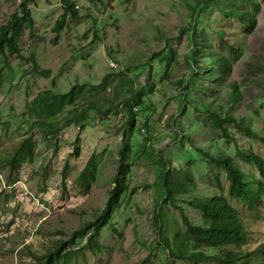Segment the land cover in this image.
Segmentation results:
<instances>
[{"label": "rangeland", "instance_id": "rangeland-1", "mask_svg": "<svg viewBox=\"0 0 264 264\" xmlns=\"http://www.w3.org/2000/svg\"><path fill=\"white\" fill-rule=\"evenodd\" d=\"M66 1L79 6L78 19L68 15L57 33L63 0H0V27L24 18L23 4L34 24L23 22L20 55L0 54V264H44L61 248L54 264H192L168 258L155 226L167 173L187 186L163 213L172 245L185 230L178 206L200 225L201 212L186 203L223 196L245 217V261L264 264V194L255 209L232 198L226 172L208 157H232L254 191L264 182L237 155L264 159V143L236 127L244 120L264 138V0ZM75 85L86 87L53 119L57 133L34 127L33 99ZM229 116L231 139L216 123ZM30 135L33 156L11 171L8 156ZM90 160L97 178L84 193L79 178ZM123 163L119 208L90 240Z\"/></svg>", "mask_w": 264, "mask_h": 264}, {"label": "trees", "instance_id": "trees-1", "mask_svg": "<svg viewBox=\"0 0 264 264\" xmlns=\"http://www.w3.org/2000/svg\"><path fill=\"white\" fill-rule=\"evenodd\" d=\"M33 2L34 0H29ZM64 14L61 20L56 25V32L60 33L65 25V19L70 15L73 19H78V15L70 1L63 0ZM261 10V4L257 5V11ZM24 18L18 15L12 16V20L7 25L0 27V54L5 55L6 49L20 55L18 40L23 34V22L28 21V26L33 31V20L31 14L27 11L26 5H22ZM78 11V10H77ZM239 18V17H238ZM244 21L246 18L242 17ZM252 25L251 31L256 26L257 19L253 17L247 19ZM49 75V72L44 73ZM85 85H75L66 93H54L47 90L39 93L30 105V114L37 116V121L34 127L41 130L46 135L57 133L59 130L53 119L60 113H63L66 107L74 105L82 92ZM93 88L98 89L97 86ZM36 120V119H35ZM235 122L233 116L226 119L217 117L216 123L223 130L224 135L231 139L232 135L229 129L225 126L226 122ZM236 127L242 131L250 139H257L264 143V138L259 137L257 133L250 127L245 125V121L236 122ZM35 143L33 136L30 135L22 140L19 146L8 156L7 165L11 171L21 165L24 159L32 157L34 153ZM76 155L79 149L74 151ZM238 157L246 164L255 165L261 177L264 179V159L252 151H238ZM209 164L219 167L226 172L227 179L230 183L229 194L232 198L243 201L250 209H255L261 202V197L264 194V182L259 183V190L250 189L246 182V174L233 163V158L230 156L214 157L208 155ZM68 164L66 165V167ZM129 166L121 164L118 170V175L115 179L116 187L111 192V197L108 204L95 222L91 224L93 231L90 240H95L101 229L107 226L114 216V213L119 208L121 203L124 183L127 177ZM97 178V169L93 161H89L80 175V184L84 193H88L93 186V182ZM190 178L187 177V180ZM187 182V181H186ZM184 182L173 180L169 173L163 176L162 193L165 194V199L157 203L155 209L154 221L158 230L159 237L162 240V246L168 251L169 259L185 260L192 264H202L207 260H216L219 264H252L250 259L246 260L244 246L249 242V230L246 224L244 215L223 196H215L210 200L196 199L186 203L189 207L196 209L202 214V224H192L184 212V208L178 206V210L182 216L184 231L176 234L171 244L170 238L165 236L162 231L163 213L167 211L166 204L168 200H173L177 192L186 191L187 186ZM188 189H190L188 187ZM187 246L191 250H187ZM203 248L220 249V254L216 257L207 255ZM62 250V248H61ZM59 250V252L61 251ZM55 256H50L48 262L44 264H54L55 260L60 258V253ZM264 259V250L262 252ZM64 257V256H62ZM66 258V256H65ZM264 263V262H263Z\"/></svg>", "mask_w": 264, "mask_h": 264}, {"label": "built area", "instance_id": "built-area-1", "mask_svg": "<svg viewBox=\"0 0 264 264\" xmlns=\"http://www.w3.org/2000/svg\"><path fill=\"white\" fill-rule=\"evenodd\" d=\"M76 9L79 10L80 9L79 6H76Z\"/></svg>", "mask_w": 264, "mask_h": 264}]
</instances>
